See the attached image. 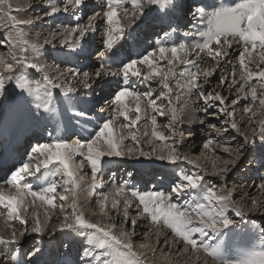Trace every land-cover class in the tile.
Returning <instances> with one entry per match:
<instances>
[{"label":"rangeland","instance_id":"rangeland-1","mask_svg":"<svg viewBox=\"0 0 264 264\" xmlns=\"http://www.w3.org/2000/svg\"><path fill=\"white\" fill-rule=\"evenodd\" d=\"M123 1L124 0H122L123 8L119 12V15H120L119 19H120V17H123L122 19H124V20L120 19V26L126 28L129 20L124 18L125 17L124 13L127 10L126 11L127 17L131 18V17H133V16H131V14L134 13L135 9L131 6H127L129 3L125 4ZM238 1L236 0V2H238ZM65 2L69 3L68 0H21L12 6L11 0H0V39H3L5 36H9V33H12L14 35L17 31H20V30L23 31L24 35L22 37H19L18 41H27L26 38L28 37L27 39H29V40L36 39V42L38 41L37 43L43 44V41L45 39L49 38V40L52 41V44H50L49 47L52 48L51 45H55V47L53 49H50L51 51L45 50L42 53L44 56V59H45V66H46L44 68V70L47 71V69H46L47 67H49V69H51V71L53 69H58L60 71V72L58 71L59 73H63L62 76L60 75L61 79L63 80L61 82L62 85H66L68 81H71V83H73L74 86H76L78 88V91L76 93L69 94L68 96H65L61 92H59V89L54 90L55 96H54V100H52L50 108L52 109L55 105L60 103L61 105H63V108L67 110L70 106H72L74 104L73 115L68 116L64 122L68 123L69 121H72L75 123H79V121H83L82 117L80 115H78V113H80V105H81L79 101H86L88 99L89 108L86 107V105H83L82 113L85 114L84 116L86 118H90L94 115L93 119L97 120L98 123H102V120H106V119H109V118L117 115L112 110L114 107V105L112 104V98H113L114 93L120 89L117 86H115V83H118L117 80H122V78L109 76V77H107V79L106 78L96 79V77L93 75L92 80H91V85H92L91 88L85 90L83 88V86L78 84L79 80H83L82 74L80 76L73 77L71 72H70V69L78 70L79 72H82V71L93 72V70H95V66H96L98 60L100 61V58L98 59L99 56L96 55L95 53L102 47V44L100 42L101 39H99V38H102L104 36L103 34L106 32V29L108 27L106 24V21L102 17H97L95 19H91V23L94 25V28L84 38V44H85L87 53H91L90 55H87V54L78 55L75 53H72V54L68 53L67 54L66 50L64 51V50L60 49L61 48L60 41L64 39L65 32H67V27L69 25H74V24L81 22V21L84 24L89 23V20L92 17V14L94 12H101L102 8L104 7V4H103L102 0H86L87 5L83 8V12L80 13L81 20H77L75 18L76 13L71 8L69 9V12L67 11V13H66L67 16L65 17V14H64V11L62 8V6L64 4H66ZM238 3H240V2H238ZM53 5L60 6L62 14L60 12H58L59 13L58 18L52 20V18L58 13H56L54 16H45L43 14L45 12H47ZM188 5H190V3H188V1H185V0H182L181 4L179 2L178 3V10H180L179 13L185 12L184 10L187 9ZM228 6H234V5L229 4ZM7 7L10 8L9 11L6 10ZM150 7L151 6H146L145 8L149 9ZM189 10H191V9H189ZM70 11H72V12H70ZM84 11L86 13H84ZM152 12L154 14L153 16H157V17H159L158 13H160V14L164 13L160 9L153 7V6H152ZM5 13H7V15H5ZM167 13H169V12H167ZM172 13H173V15H175L176 11H172ZM9 16H15L19 20H24V19L29 20L30 19L32 22L30 24L20 25L19 29H13L11 27ZM153 16H151L149 12H148V15H146L144 17H143V15L138 14L139 19L145 18V22H147V24H145V25H149L148 27H145V33L152 32V35L150 33H148L149 36L151 35L150 38L147 39L148 42H149V40L152 41V39L156 38V36L159 35L158 31H153L154 28L152 27V25L155 24V23H153ZM22 17H24V18H22ZM99 18H100L99 21H101L100 24L98 21ZM166 18H167V15L165 17L163 16L161 18V21H162V19H166ZM196 20H198L199 22L198 21L194 22L195 21L194 20L191 23L192 26H195L196 23H197V26H199V24H201L199 17H197ZM139 21H141V20H139ZM135 23H134V25L127 27L128 31H125V33L127 32V36L125 37V34H124V38L122 40L117 41V47L119 45H121V48L127 49V50L132 52V51H135V50H133V49H135V48H133V45H136V51H137L138 55L141 54L140 56H142L143 53H145V52H146V54H148V53H151L152 51H155V56H156L155 58L158 59L160 56H159L157 44H154V46H153V44L151 42L148 43V42L144 41V39H140V37H137L139 35H142V32L141 33L134 32L135 29H137V27H135ZM28 27H30V29ZM163 28H165L164 32L167 31L166 29H169V32L171 34V32H173L172 29H175L176 33H178L177 27H163ZM159 30L162 31L163 29L160 28ZM198 31L199 30H196V31L195 30H193V31L189 30V31H187L188 33L186 36H184V35L177 36L176 42H174L177 45H180V44L185 45V47L188 49V53H189L187 56V59L190 61H193L194 62L193 64L185 65L184 63H181L179 60H176L173 62V64L169 65V63L167 62L168 59L166 61V59H162L161 57L160 58L162 60H164V62L158 63L159 65H162L164 72H167L169 70V68H171L173 73H174V75L169 78L170 80H168V83H169L170 88H171V93L169 94V93L165 92V95H166V97H168L172 100V104L178 110L177 114H176V119L174 121L172 120V117H171L172 113L170 111H167L166 115H163L164 118H159L160 115L158 113L152 112L151 109L148 108V103H147L148 98H145L141 102V108H142L141 116H145V117L140 120V122L136 125L135 128H132V129H129L127 127L123 128L122 126L127 124L128 122L124 121L122 117H118L113 124V132L115 133V135H117L118 137H120L122 139L123 142L120 145V150L125 152V155L123 157L119 158L121 160H119V159L115 160L114 158L113 159L111 158V160H109L108 158L104 157L102 162H101V165H100L101 167L97 173V176L99 175L98 177H100V178L102 176L108 177L110 174H112L111 172L114 171V169L116 167L120 168V166H118L120 164H122V166L128 165L130 170H132V173L134 172V170L138 171L139 169H146V170H143V172L138 171L140 176L138 175L139 179H138L137 184L135 185V187L136 186L138 187V189H137V187L135 188L136 192H138V193H145V192H149V191H160V192H162L163 191L162 188L160 190L150 189L149 187H147V185L150 186V185H154V182L156 183V179L159 176H161L159 173L161 168H164V167H161L162 165H160V164H165V167L171 169L170 175L173 177L180 176V174L182 177L184 175H192L194 173H199L201 176H203V181L201 182V186H200L201 192H202V190L212 188L215 186L216 191L219 193V192H222L224 190L220 187L221 185H223L231 193L230 198L234 202V205L237 207H240L242 209L244 215H243V218L237 217L235 215V213L232 211V208L229 207L226 214L228 215L229 219L233 220V223L227 229H224V230H222V232H220L222 235L220 233H218V234H215V238H213L211 233H210L207 240L210 243H212L214 245V247L222 246V242L227 244L228 246L226 248H225V245L223 244L225 250L224 249L221 251L218 250V255H220L219 257L222 261V264H225L224 262H226V261H227L226 263H228V264H230V263L235 264V261L242 259L244 254L246 252L250 251V249L255 250V246H257L258 244L261 243L264 246V235H262L259 231H257L258 226H264V202H262V200H261L260 210L257 211L256 209L251 208V199H250V197L253 196V198H254V197L258 196V194L260 196L264 197V194L261 192V190L258 187L261 183H264V159H261V157H258V156H261L264 154V149H263L264 144L261 143V141L259 140V137L257 136V137H255V138H257V147L255 149H252L250 146H246L244 144V139H243L245 135H247L249 137V139L254 138L253 133H252L253 128H255L257 130V133H259L261 128H264V108H262L259 105V99L264 98V89L259 87V80L254 78L252 81H250V83L248 85L244 86L243 92L239 91L240 86L244 84V81L242 79H240V77L246 76L248 71L256 73V72L260 71L261 69H264V66L261 64L258 65L259 57L257 55L259 53V49H257V51L253 53V56L255 57V59L251 60V61H253V63L255 65H250L249 61L246 60L245 63L247 62L246 64L248 65V68H247V70L242 69L241 65H240V60H239V53L241 51H243V46H241V44L234 45L231 48L232 52L230 53L229 56H227V55H225V53H227L229 51V48H228V50H226L227 45H223V42L221 41L222 42L221 44L223 45V47H220V50L223 48L222 54H224V59L221 58V56H220L214 60L208 55L206 50L200 51L197 48L193 51L192 49L197 44L196 43L197 40L199 41V43L201 42V38L197 35ZM53 33H55V35H52ZM37 34L39 35L40 40L37 39V36L33 37ZM148 34H146V35H148ZM41 35H42V37H41ZM194 36H197L198 39L197 38L190 39L191 37H194ZM162 37H163V35H162ZM9 38L11 39V37H9ZM72 39L74 41L75 37H72ZM27 43H28V41H27ZM22 45L23 44L17 42V51L19 50V48ZM168 45H172V44L170 43ZM149 46H151V48ZM23 47H26V46L23 45ZM115 47H116V45H115ZM212 47H213V49H216L218 46L213 45ZM11 50H12L11 45L8 43H5L3 46H0V56H4L5 58H8L10 61V55L9 54H10ZM239 50H241V51L238 52ZM16 54L18 56L17 52H16ZM45 54H46V56H45ZM110 54L112 55L113 52L109 53V55ZM133 54L135 55L136 53H133ZM234 54H236V56L232 58V55H234ZM63 55H64V57H63ZM181 55H183V54L181 53ZM19 56H20V54H19ZM134 58H135V56H134ZM150 58H152V57H150ZM168 58L169 59L171 58L170 53L168 54ZM199 59H201L200 60L201 62L199 61ZM154 60H156V59H154ZM216 60H219L220 63L217 64ZM85 61H87L88 64H91V66L84 65V63H81V62H85ZM79 62L81 63V65L79 64ZM157 62H159V60H156V63ZM179 66H181V67H179ZM196 66L199 67V70L201 73L197 82L199 85H202V87L193 90V92L191 94H189L188 89H186L184 86L188 85L189 74H190V72L196 70ZM137 67L144 74H147V72L149 71L147 65H138ZM30 70H31V73H30ZM30 70H28V68L26 66L17 65L15 67L12 75L16 76L17 78L23 77V78L28 79L29 81H32V82L34 80H35V82L38 81L39 84H41V87L46 88L47 86L44 85L45 82H43L42 73H40V72L36 73V71L34 72V70H32V69H30ZM205 70H209V71L214 70V74L208 78L209 83L206 85L203 83L205 78L203 77V74H202L203 71H205ZM64 73H66V75ZM53 74H50V75L48 74V75L50 77L53 76L52 78H54L55 73H53ZM0 75H8V74L4 73L3 70L0 69ZM233 75H234V77H233ZM222 77L225 78V82L223 84L220 83V79ZM64 78H67V79H64ZM157 79H158V81H160V77H157ZM174 79H175V81H174ZM233 79L235 80V83H232ZM135 80L138 81L136 83V86L138 88L135 90L137 92L143 93V92H147V91H149V89H151L154 93L153 99H156V97L159 95V93L161 91H165L162 89L160 82H153V80L144 81L142 78L141 79L131 78L129 81L133 82ZM144 84H146V86H144ZM118 85H119V87H120V85L123 86L124 82H120ZM36 86H37V84H36ZM36 86H35V88H36ZM253 86H255L257 89V97H258V99L255 103L252 102L251 94H250L251 87H253ZM199 91H203L206 94L209 92L220 94L224 98L225 104L217 107L215 105H218L219 102L209 100V104H213L214 106L211 108H208V111L205 112V111H203V108H205L206 105L204 104L202 99H200L198 97ZM107 93H108V95H107ZM6 94L9 96L10 100L11 99L17 100V98H19L17 96L16 90L12 84L7 85ZM14 94H15V96H13ZM41 94H43V91H41ZM245 94H247V99H245ZM168 98H165L163 100L157 99L156 102L158 104H161V102H162V104L165 106V109L167 110V108H169ZM100 99H101V102H100ZM233 99L237 100L238 102L236 104H232L231 101ZM96 101H97V103H100V109H101V113L98 117L95 114H91V112L93 110L94 111L96 110V105L94 104ZM125 101L129 107H132V108L135 107V102L133 100H131L130 98H126ZM3 103L4 104H2V105L0 104V118L2 117V115L7 114L8 118L19 122V119L25 120V118H23L22 115H24V116L27 115L28 117H26V119L29 118L33 122L31 124L26 122L23 126H21L18 129V132H17L18 139H16V138H13V139L6 138L5 139V138H2L0 136L2 138V139L0 138V144H3L5 142L8 146H10V148H12L11 151H14L17 149V147H15L14 144L16 143V141L17 142L20 141V143H21L20 146H22V145L26 146V148L24 150V154H25L24 156L29 157V155H31V147L33 146V143L35 140L34 136H36L39 133V132L36 133L35 131H40V127H39L40 121L49 120V118H51V113H50V111H47L45 114L39 113L38 115H35L34 109L32 107H30L28 103L18 102L16 105H13L12 107L8 106L7 100H5ZM184 103H186V104H184ZM133 104H134V106H133ZM17 105L19 106V108ZM247 106H251V108H252L251 113L245 112V108ZM24 108H25V110H24ZM222 108L226 109L227 112H232L233 116L228 117L225 113H222L221 112ZM21 110L25 113H23ZM184 111H185V113H184ZM188 113H189V115H188ZM252 113H255V115H253ZM96 114H98V113H96ZM183 114L185 115L184 116L185 118L183 117ZM259 114H260V116H259ZM134 115H135V113L130 114V116H132V117ZM181 115H182V118H180ZM152 116L157 117V121H158L157 131L163 132L164 135L166 137H168V139L166 141L161 142V141H158L152 137V135H151L152 126H151V122H149V121H151L150 119ZM189 116H191V118ZM177 118H178V121H177ZM201 119L204 120L203 124L200 123ZM225 119L229 120L228 124L223 123V121ZM147 120H148V122H147ZM181 120L185 121L186 123L188 120H190L191 122H193L195 127L194 126L189 127L187 125L180 126V123H182ZM233 121L235 123H237V125L241 128V132L238 133L231 128V122H233ZM51 122H52V119H51ZM177 123H178V125L176 126ZM84 124L89 126V127L94 128L96 130L100 126V124H95L94 126H90V125H88V121H84ZM210 124H215L216 128L214 129L212 127H209ZM163 125H169L170 128H172V126H173V128L175 129L174 135L172 133H170L168 131V129L165 128ZM70 126H71V124H70ZM49 127H51L50 122H48V124L46 125V128L44 125L45 129H43V130H47ZM118 127H121V129H119ZM81 128L84 130L83 134H85V136H82V138L84 140H89L90 138H92L94 136L92 131L84 129L83 126ZM189 128H194V129H189ZM225 128L226 129L229 128V130L224 131L223 129H225ZM21 131L24 132L25 134L22 135ZM145 132H147V136L144 134ZM133 133L137 134L136 141L138 143L134 142L132 140V134ZM49 134H51V133L49 132L47 135H49ZM194 136H196L194 139H190ZM26 137H29L27 142L21 141L23 138L25 139ZM43 137L45 139L46 135H43ZM63 137H65V138H63L61 140L65 141L67 143H74L78 139L77 131H75V129H73V128L72 129L70 128V130L66 129L63 131ZM36 138H37V136H36ZM127 138H128L129 142L128 141L124 142V140ZM237 139H239V140L237 141ZM209 140H211L212 143H207ZM54 142H55V136L54 135H50V137L46 141L42 140V144L54 143ZM206 143H207V147H205ZM164 144H167L169 146V148L175 147L177 150L176 155L181 157V159H179L175 164L169 163L166 160H160L157 158V155L160 154L161 148L163 147ZM129 147H131L134 150V153L131 156H129L127 154V151H126ZM204 148H205V150H204ZM153 149H155V152L152 151ZM104 150H106V149H104ZM141 150H143L145 152H149L151 155L149 157L140 156L139 152ZM259 150H260V152H259ZM168 151H169V149H165L164 155H167ZM27 152H28V154H27ZM14 153H17L18 155H20L21 150L19 149V147H18V151L16 150V151H14ZM183 154H185V155L183 156ZM185 156L188 158V160L183 159ZM20 157H23V156H20ZM20 157L19 156L16 157L14 154V156L9 161H7L5 163V165H3L2 169L0 170L1 171V173H0L1 178L5 175V171H7L8 174H11V172L13 173L14 171H16L18 169L17 167L16 168L13 167L12 164L15 166L20 164L18 162ZM74 157L75 156H73V158ZM237 157H239V158L237 159ZM42 158L44 159V157L35 158L37 160L32 161V166H35L38 163V161L42 162L43 161ZM73 158H72V165L71 166L75 169H78V171L76 172V177L78 180V186L74 189V191L77 193V195H81V196H77L78 203L81 204L82 206H85L88 211H90L92 214H94L96 216V222L95 223L101 224L103 226L113 225L111 230L114 234H119L121 232H127L133 241L134 251L137 252L139 257H141L143 254H146V253L149 254L150 256H152L151 258L154 260H151V263L148 262L149 264H153L154 261L160 260L161 258L166 260L167 262L169 260H171V262H174V264H183V262H185V261L186 262L190 261V264H205L207 262V261H203V262L199 263L198 260L199 259L201 260L205 257V254L200 252V248L197 251H193L189 245H186L180 238H178L176 235H174L172 233L171 229L164 226L162 224V222L157 223L155 225L153 223L150 224L148 222L149 216L147 214L143 213L140 203L138 201H136V199L133 197H128L129 198V204L128 203L127 204L129 205V207H128L129 216H128V222H124V216H123L124 209L119 208V204H118L119 210L117 209V211L115 212V209H113L111 207V205L108 203V201L105 202V200H104L105 197H103V196H105V194L108 193L107 191L100 192V190L97 191L93 187H89V189H91V190L87 191L88 186H90L92 184V183L90 184V179L92 177L91 166L88 165L87 161L85 163L84 162L81 163V161H83V159H81V156L78 158L76 157L78 160H75V158L74 159ZM82 158H84V157L82 156ZM113 160H115V161H113ZM225 160H236V163L233 166H232V164H230V165L227 164L226 174L217 175L216 173L219 171V169L221 167L222 168L224 167V169H225V166H222L225 164L224 163ZM254 160H257L256 163L258 164V166L256 164V167H251V164L253 163ZM36 161H37V163H36ZM188 161H193L196 166L194 167L193 164H189ZM127 162H132L134 164L137 163V165H140V166L138 168L135 166L137 168L136 169L132 165V163L127 164ZM105 163L106 164L108 163V165L106 167H104ZM78 165L79 166L81 165L83 168L85 167L84 170L79 169ZM130 165H132L133 167L131 168ZM57 166L62 169V166H60L58 164L55 165L54 168H56ZM133 168H135V169L133 170ZM155 169H157V170L155 171ZM206 169H208V170H206ZM125 170L126 169H123L121 171V174H120L118 180H116V182L115 181H109L108 186L110 185L109 186L110 189H111V186L115 187L116 184L121 185V184H123V182H125V180H123V178L126 175L124 174L123 176H121L122 172H125ZM153 173H154V176H153ZM8 174H6L7 178L9 177ZM127 174L128 175L126 176V178H129V173H127ZM146 176H148V177L153 176L152 178H150L148 180L149 182H151L150 184H147L149 182H146L144 180V179H146ZM6 177H4V178H6ZM62 177H63V180H61V181L64 184V187L62 189L58 188L57 192L54 194L56 197V200H57L56 208L58 209L59 213L68 216V220H67L68 223H73L75 217L72 214V208L70 205V204H72L73 193H72V191H68L67 193H65V187L71 188L72 186L66 185V183H65V181L67 179L66 176L62 175ZM79 177H83V179H79ZM31 180H28V182H26L24 184H31V186L37 185L33 189L39 191L41 189V187H40L41 183H37L36 178H33ZM48 184H51V183H48ZM0 185H2L4 187L6 192H13V193L15 192V190L12 189L9 185H5L1 181H0ZM56 185L58 186L57 183H56ZM141 186H143L145 188H141ZM201 192H200V189L189 190V192L184 193L185 194L184 196L189 198V199L185 198V200L190 202L191 199L193 198V195H195L196 193L201 194ZM190 193H191V195H189ZM249 193L250 194L252 193V194L249 196ZM64 194H66L68 196V199L66 201L61 202L60 199H57L61 195H64ZM100 196H101V199H98ZM246 196H248V198H245V200H244V197H246ZM106 197L110 198L111 194L109 193ZM173 199L175 200L176 197L173 196ZM132 200H134V201H132ZM179 201H180V203H183V201L181 199H179ZM25 202L28 206L30 204V210H28V211L26 210V212H29L28 214L26 213L27 215H29V217H30V214L36 212L37 210H41V209H39V208H41V206L38 204V202H40V201H35V203H33L32 198L28 197ZM32 203L36 208L31 207ZM61 204H63V210H61V207H60ZM102 204H104L103 208H102ZM109 210H111V211L109 212ZM23 212L24 211H21V215L25 214V213L23 214ZM98 213L102 214L103 216H98ZM20 217L21 216H19V218ZM121 218H123V219H121ZM15 220L17 221V219L11 218L9 216L6 209L0 208V234L5 232V230H7V228L9 226H13V227H9V229H8V232L11 233V238H12V233L14 231L16 232V243H14V244L11 243L12 250L9 249V247H10L9 244L4 243L7 246L3 244V248H5V250H7L9 252L11 251L12 256H14L15 254H16L15 256H19L18 250H19V248L20 249L22 248L21 243H24V241L28 240V238L32 235V240L29 242L28 245H25V249H22V254L20 253L21 259L23 260L24 263L31 264V262L33 260V259L31 260V257L34 255L33 254L34 248L39 247L41 249L39 254L45 256L47 254L51 255V252L53 255L54 249L55 250L56 249L61 250V247H63V245H61L60 243H53V242L51 243L53 233L57 230L58 231L56 233L61 232L60 226L64 220V217L62 215H60V217H59V215H57L51 223L50 222L48 223L47 220L45 221L44 217L43 218L41 217L40 218V220L42 221V223H40L41 226L42 225H48V229L43 234L41 233L42 235H40V234L37 235V233L34 234V232L32 231V228H31L32 224H30V226L25 227L26 226L25 224L22 225V224H20V221H17L16 222L17 226H16L15 222H14ZM34 220H36V219L34 218ZM133 220L136 221V225H138V226H136V225L132 226L131 225V221H133ZM193 220H194V217H193ZM44 221L46 222V224H44L45 223ZM150 221H151V219H150ZM198 222L193 221V224L198 225L199 224ZM20 226H22V227H20ZM140 226H142L144 228L142 229V227H141V229H140L139 228ZM158 226H160V227L157 228ZM58 227H60V228H58ZM12 228H13V230H12ZM25 229H26L25 235L21 236L20 232L22 230H25ZM138 229H140V230L138 231ZM158 230H160V231H158ZM89 231H90L89 229L84 230L83 228H78L74 231L75 235H72V233H71L72 231L65 230L62 234V237L65 239L66 238L69 239L70 236H72V237H75V239H76V237L77 238L80 237V234L82 232H83V234L91 235L93 230H91L90 232ZM151 231H152V233H151ZM235 231L241 232L243 234L247 231V232H251L255 235L254 236V240H255L254 243L250 244L246 249L240 250V252H242V253H241V257L239 259L238 258L235 259V257H233V256H226L224 253L226 250H229L232 248L234 251V246L237 243H235V242L231 243V241L234 240L233 238H236V237L239 238V236H235L236 235ZM157 233H160L158 235L159 237L157 236ZM153 234H155L156 237H154ZM22 237H25L24 240H22L18 244V241L20 239H22ZM193 238L194 239L196 238V240H198V239L201 240L198 233L195 234ZM73 241H75V240H72L71 243ZM65 244H67L66 240H65ZM180 244H182V245H180ZM197 244L199 245L200 242H198ZM142 245H144L145 247H142ZM242 245H243V243H242ZM68 246H70V245H68ZM147 247H149V248H147ZM46 248L47 249L49 248L50 250H47ZM180 249H183V251H180ZM69 250L70 251L67 250L68 251L67 254L70 252V256H71L73 254V250H72V248H69ZM202 251L205 252L204 250H202ZM237 251H239V250H237ZM3 254H4V251H0V264H5V262L8 260L7 256H4ZM221 255L223 258L221 257ZM176 256L178 257V259H176ZM201 256H202V258H201ZM29 260H31V261H29ZM211 262L220 264L219 261L213 259L212 257H211ZM168 263H170V262H168Z\"/></svg>","mask_w":264,"mask_h":264},{"label":"snow or ice","instance_id":"snow-or-ice-1","mask_svg":"<svg viewBox=\"0 0 264 264\" xmlns=\"http://www.w3.org/2000/svg\"><path fill=\"white\" fill-rule=\"evenodd\" d=\"M104 7L101 12H94L89 20V23L84 24L82 21L74 25H69L67 27L68 37L60 41L61 48L67 45V48L71 51L67 52L69 54L75 53L78 55L88 54L87 53L84 38L91 32L94 25L91 23V19L97 17H102L107 24V29L105 32V39L102 41V47L95 53L100 56V61L97 62L94 72L83 71L82 73L78 70L70 69L73 77L80 76L82 74L83 80H79L78 84L83 86L85 90L91 88V80L93 75L96 79H104L109 76L122 78L125 84L131 78L143 79L144 81L154 80L160 77V85L163 90L159 93L156 99H153V91L149 89L147 92H137L134 88L122 87L117 90L112 98L113 112L117 115L109 119L102 120V123L96 130L94 136L89 140H84L83 138H78L74 144H69L63 140H56L54 143H44L37 144L33 147L32 155H29L27 162H25L21 167L11 174V178L6 180L4 184L9 185L15 192H6L4 187L0 185V208L6 209L9 216L15 219H19L21 210H25L24 205L28 197L32 198L33 203L35 201H40L42 206H47L49 209L56 207L55 204V193L57 192V186L54 183L40 189L39 191L34 190L31 184H24L22 181L28 176H35L38 180L41 176L37 175L41 171V167L48 169L53 164H58L62 166V173L67 177L65 183L66 185H71V188L66 187L65 193L72 191V214L75 219L73 223H68V216H64L65 223L61 226L60 231L70 230L75 231L78 228L93 230L92 234L88 237V245L83 250L82 258L91 257L93 259H99L100 257H108L102 262V264H143L139 255L133 248V241L127 232H121L119 234H114L112 232L113 225L103 226L98 223L89 222L83 216L82 212L77 211V193L74 189L78 186V180L76 177V172L78 169L73 168L72 158L75 155H82L84 160L88 162L91 166V175L93 180H95L97 173L100 169L101 162L104 157H117L121 158L125 155V152L120 150V145L122 144V139L114 134L113 124L118 117H122L124 121L128 123L123 125L129 129L135 128L136 125L142 119L141 116V102L148 98V108L152 112L158 113L160 116L166 115L167 111L172 113V120L176 119L177 108L172 104V100L166 97L165 92L171 93V88L168 83L170 77L174 75L171 68L167 72L163 71L162 65L155 62V51L145 54L139 59H129L127 61H120L118 56L109 57V53L113 52L114 46L117 44L118 40L124 38L125 29L120 26L119 12L123 7L122 0H102ZM132 7L136 10L133 14L134 16L139 14L143 15V9L146 6H153L160 9L162 12L167 13V11L175 6L176 0H131ZM86 0H69L62 6L63 11L67 12L71 8L75 13V18L81 20L80 13L86 6ZM61 11L60 6L53 5L47 12L43 15L54 16L56 13ZM7 15V13H5ZM193 15H197L205 24L206 27L202 28L197 32V35L201 38V42L197 43L192 49H199L200 51H207L208 55L212 59H216L221 56L220 47L227 45L229 49L233 47L232 41L235 40L237 43L242 44L243 51L239 53V60L242 69L247 70L248 65L245 63L246 60L255 59L253 53L259 49V61L264 64V0H242V2L237 3L235 6H226L223 4L222 0L218 6H213L210 10H205L204 7L197 8L193 11ZM125 19H128L127 13L125 11ZM11 27L13 29H19L22 24H30L32 21L29 20H19L15 16H9ZM134 23V20H130V25ZM174 32L175 29H172ZM24 35L23 31H17L14 35L9 33V36H5L0 39V46L5 43L11 45L10 61L4 56H0V69L8 75H0V103L5 100L8 101V106L12 107L18 102H27L30 107L34 109V114L38 115L41 111L47 112L52 103L54 90L59 89L61 93L65 96L69 94H74L78 91L76 86H73L71 81L66 85H62L59 81V77L53 79L47 73L43 75V80L47 84V88L43 90L41 94V89L39 82L37 81V86L33 89L31 82L23 77L17 78L12 75L14 69L17 65L26 66L29 69L35 70L36 72H43V66L36 61V57L41 54L45 45L52 44V41L45 39L43 44L33 43L30 45L31 53L33 58L28 59L24 53L28 52V48L21 46L19 51L20 56H17V42L21 44H26L27 41H18L19 37ZM52 35H55L53 33ZM169 35L168 32L164 33L165 38ZM11 37V39L9 38ZM71 37H75V40H71ZM231 38V39H229ZM223 41V45L221 44ZM159 56L162 59H168L169 65L173 64L174 61L179 60L181 63L186 65H191L194 62L187 59L188 49L185 45L172 44L168 45L160 40L156 41ZM213 45H217L216 49H213ZM55 47V45H52ZM171 54V58H168L167 54ZM181 53L183 55H181ZM227 53H225L226 55ZM152 57V58H150ZM219 64L220 61L216 60ZM138 65H147L149 71L147 74L142 73L138 69ZM154 69V70H153ZM203 77L205 78L203 83L206 85L209 83L208 78L214 74V70L203 71ZM59 75H63L60 73ZM201 73L199 67L196 70L190 72L188 81V92L191 94L193 90L201 88L202 85L197 83ZM254 78L259 80V87L264 89V69L253 73L251 71L247 72L246 76H241L240 79L244 81V84L240 86L239 91H244V86L248 85L250 81ZM225 78L220 79V83H224ZM232 83H235L233 79ZM12 84L16 90L17 96L20 98L19 101L16 99H9L6 95L7 85ZM251 99L255 103L258 99L257 89L255 86L251 87ZM198 97L203 100L206 105L203 111L207 112L208 108L213 107V104H209V100L219 102L218 105L225 104V100L220 94L216 93H205L203 91L198 92ZM34 98V99H33ZM126 98H130L135 102V107H129L125 102ZM168 98L169 108L166 110L165 106L161 103L158 104L157 99L163 100ZM178 99V98H177ZM245 99H247V94H245ZM238 101L233 99L232 104H236ZM259 105L264 108V98L259 99ZM222 113H225L228 117H232V112H227L226 109H221ZM245 112H252L251 106L245 108ZM130 113H135L134 118L130 116ZM255 115V113H252ZM81 117L85 114L78 113ZM200 123L203 124L204 120L201 119ZM223 123L228 124L229 120L225 119ZM152 132L151 135L154 139L164 142L168 139L163 132L157 131L158 121L156 116L151 117ZM170 133L174 135L175 129L170 128L168 125H164ZM209 127L216 128L215 124H210ZM231 128L236 132H241V128L234 121L231 122ZM227 131L228 129H223ZM253 139H249L247 135L244 136V144L250 146L252 149L257 147V141L255 137H259V140L264 144V128H261L259 133L255 128L252 129ZM147 135V132L144 133ZM132 140L136 141L135 133L132 134ZM98 142L106 149L104 151L98 150ZM138 143V142H137ZM207 143H212L209 140ZM207 143L205 147H207ZM165 149H169L168 154L164 155ZM227 150V149H226ZM155 152V149L152 150ZM176 148L170 147L164 144L161 148L160 154L157 158L160 160H166L169 163L175 164L181 157L176 155ZM134 150L129 147L127 149V154L131 156ZM140 156L149 157L151 154L141 150L139 152ZM45 157L42 164L37 163L35 168L32 167V161L34 158ZM239 157H237L238 159ZM183 159L187 160V157ZM83 163V161H81ZM189 164H193V161H188ZM227 164H235L236 160H225ZM227 169H221L217 172V175L226 174ZM61 174V169L58 168L56 175ZM83 179V177H79ZM203 181V176L199 173H194L192 175H184L181 177V181L174 183L170 192H160V191H149L145 193H138L133 191L132 195L138 197L140 205H142L143 213L147 214L152 223L155 225L162 222V224L173 231V233L180 238L186 245H189L193 251H197L202 247L208 256L217 260L222 264V261L218 255L217 247H214L207 239L211 233L212 237L215 238V234L222 232V230L227 229L233 220L228 218L227 210L229 207L237 217L243 218V211L240 207L234 205L231 200V193L223 186L220 187L224 189L222 192H217L215 186L203 190V194L200 195L196 193L193 195L191 202L184 201L183 203L178 202L179 197L184 195L185 191L196 190L200 188L201 182ZM259 189L264 193V183H261ZM124 191L123 186L117 187V195ZM173 196L176 199H173ZM60 201H66L68 196L66 194L59 197ZM105 196L104 200L107 201ZM251 208L260 210L261 202L257 198L250 197ZM117 200H113L111 207L115 209L118 205ZM61 210H63V204L60 205ZM104 204H102V208ZM129 205L125 202L124 205V222H128L129 213L127 208ZM193 217L198 221V225L193 224ZM26 221L20 219V224H25ZM131 225L135 226L136 221H131ZM32 231L37 234H41L43 229L41 227L39 219L36 220L35 226ZM257 231L264 235V226H258ZM26 232L22 230L20 232L21 236H24ZM199 234L201 242L198 245L197 240L194 239L195 234ZM16 243V232L12 233L11 241L0 240V243ZM142 247H145L142 245ZM41 249L39 247L33 249V254H39ZM183 251V249H180ZM13 264H17L15 256H9ZM235 264H264V250H251L244 254L243 258L235 261Z\"/></svg>","mask_w":264,"mask_h":264},{"label":"bare ground","instance_id":"bare-ground-1","mask_svg":"<svg viewBox=\"0 0 264 264\" xmlns=\"http://www.w3.org/2000/svg\"><path fill=\"white\" fill-rule=\"evenodd\" d=\"M18 1H21V0H11V5L13 6V5H15ZM181 1L182 0H176V3H175V6L174 7H172L170 10H168L167 12H169V13H162V14H160V13H158V16L159 17H157V16H153L154 14H153V12H152V6L149 8V9H146V8H144L143 9V17L144 16H146V15H148V12L150 13V15L151 16H153V23H155L154 25H152V27L154 28V30L153 31H158L159 32V35L158 36H156V38H154V39H152V41H150L149 40V42H148V38H150V36L152 35V32H148V33H150L151 35L149 36V34L148 33H145V27H148L149 25H145V24H147V22H145V18L144 19H139V17H138V14L137 15H133L136 11L134 10V13H132L131 14V16H133V17H128V19L127 20H129V22L127 23L128 25H127V27H129V26H132V25H134V23H135V27H137V29H135V31L134 32H137V33H141L142 32V35H139V36H137V37H140V39H144V41H146V42H148V43H152L153 44V46H154V44H156V41L157 40H160L161 42H163V43H165V44H176V43H174V42H176V37L177 36H180V35H184V36H186L187 35V31H189V30H201L202 28H204V27H206V24L200 19V21H201V24H199V26H197V23H196V25L195 26H192V22L194 21V22H197L198 20H196L197 19V15H193V11L195 10V9H197V8H200V7H204L205 8V10H210L213 6H218L220 3H221V0H185V1H188V3H190V5H188L187 6V9H185L184 11L185 12H180L179 13V11L180 10H178V3L180 2V4H181ZM238 1V0H237ZM68 2H69V0H68ZM125 4H127V3H129L127 6H131L132 7V2H131V0H124L123 1ZM222 2H223V4L224 5H226V6H228L229 4H232V5H236L238 2H242V0H239L238 2H236V0H222ZM66 3V2H65ZM236 3V4H235ZM123 8V7H122ZM189 9H191V10H189ZM6 10H10V8L9 7H7L6 8ZM127 11V10H126ZM172 11H176V14L175 15H173V13H172ZM69 12V11H68ZM70 12H72V11H70ZM83 12V11H82ZM60 13H61V11H60ZM67 12H64V14H65V17L67 16V14H66ZM84 13H86L85 11H84ZM62 14V13H61ZM130 14V13H129ZM123 15V14H122ZM124 15H125V13H124ZM167 15V18L166 19H162V21H161V18L164 16H166ZM58 16H59V13L58 14H56L53 18H52V20L53 19H57L58 18ZM120 16V15H119ZM174 16V17H173ZM22 18H24V17H22ZM62 18V17H61ZM123 17H120V19H122ZM125 18V17H124ZM21 19V18H20ZM64 19V18H63ZM71 19V18H70ZM25 20V19H24ZM100 20V18L98 19V21ZM122 20H124V19H122ZM130 20H134L135 22L134 23H132L131 25H130ZM139 20H141V21H139ZM126 21V20H125ZM5 22V21H4ZM95 22V21H94ZM149 22V21H148ZM161 22V23H160ZM199 22V21H198ZM97 23V22H96ZM101 23V21H99V24ZM149 24V23H148ZM168 25V26H167ZM144 26V27H143ZM127 27L126 28H124L125 29V31H128L127 30ZM163 27H177V32L178 33H176V30L174 31V32H171V34H170V32H169V29H166L167 31L166 32H168L169 33V35H168V37L167 38H165V36H164V30H165V28H163ZM196 27V28H195ZM27 28V27H26ZM29 29H30V27H28ZM132 28V27H131ZM160 28H162L163 30L162 31H160L159 29ZM195 28V29H194ZM158 29V30H157ZM27 31V30H26ZM29 31V30H28ZM32 32V31H31ZM164 32V33H163ZM94 33V32H93ZM146 34H148V35H146ZM190 34V33H189ZM104 36L102 37V38H99V39H101V44H102V41L104 40V38H106L105 37V33L103 34ZM162 35H163V37H162ZM173 35V36H172ZM195 35V34H194ZM37 36V39L38 40H40V37H39V35L37 34V35H35V36H33V37H36ZM65 37H64V39L65 38H67L68 37V32H65V35H64ZM127 36V32L125 33V37ZM41 37H42V35H41ZM28 38V37H27ZM26 38V40L28 41V43L27 44H23L24 46H26L25 48H28V52H26V53H24L25 54V56L28 58V59H32L33 58V56H32V53H31V48H30V45L31 44H33V43H37L36 42V39H32V40H29V39H27ZM58 38V37H57ZM193 38H197L198 39V37L197 36H194V37H191L190 39H193ZM49 39V38H48ZM71 40H73L72 39V37L70 38ZM229 39H231V38H229ZM40 42V41H39ZM194 42V41H193ZM223 42V41H222ZM221 42V43H222ZM196 43H199V41L197 40V42ZM232 43H233V46L234 45H239L240 43H237V41H235V40H233L232 41ZM38 44H41V43H38ZM22 45V46H23ZM177 45V44H176ZM52 46V45H51ZM241 46H242V44H241ZM150 48H151V46H149ZM148 47V48H149ZM226 47V46H225ZM238 47V46H237ZM54 47L52 46V48L51 47H49V45H45L44 46V49L41 51V54L38 56V57H36V61L38 62V63H40L42 66H43V69L46 67L45 66V59H44V56H43V52L46 50V51H51L50 49H53ZM133 48H135V49H133V50H135L136 51V45H133ZM61 50H66L67 52H69V51H71V50H69L68 48H67V45H65L63 48H60ZM114 51H113V54L111 55H109V57H112V56H118L119 57V60L120 61H127V60H129V59H139V58H141L142 56H144L145 54H146V52L145 53H143V55L142 56H140L141 54H137V51L135 52V51H129V50H127V49H123V48H121V45H119L118 47H117V44H116V47L114 46V49H113ZM226 50H228V47L226 48ZM54 51V50H53ZM221 51V58H223L224 59V54H222V51H223V48L220 50ZM237 51V50H236ZM241 50H239L238 52H240ZM153 52V51H152ZM232 52V49L230 50L229 49V51L227 52V56H229L230 55V53ZM17 53H18V56H19V54L21 55V52L18 50L17 51ZM54 53V52H53ZM133 53H136L135 55L133 54ZM142 53V52H141ZM47 54V53H46ZM46 54H45V56H46ZM68 54V53H67ZM88 55V54H87ZM168 55V54H167ZM134 56H135V58H134ZM206 56V55H205ZM226 56V57H227ZM236 56V54H234V55H232V58L233 57H235ZM258 56V55H257ZM63 57H64V55H63ZM95 57V56H94ZM156 57V56H155ZM154 57V59H156V60H159V62H157V64L158 63H163L164 62V60H162L160 57L157 59V58H155ZM259 57V56H258ZM100 58V56L98 57V59ZM72 59V58H71ZM101 59V58H100ZM92 60V59H91ZM156 60H155V62H156ZM201 59H199V61H200ZM258 60V59H257ZM99 61V60H98ZM166 61H167V59H166ZM249 61V63H250V65H255L254 63H253V61H251V60H248ZM168 62V61H167ZM197 62V61H196ZM201 62V61H200ZM81 63H84V65H88V66H91V64H88V62L87 61H85V62H81ZM81 63L79 62V64L81 65ZM90 63V62H89ZM224 63V62H223ZM247 63V62H246ZM197 64V63H196ZM263 65L264 66V64H262V63H260V61L258 60V65ZM184 65V64H183ZM186 65V64H185ZM257 65V64H256ZM257 65V66H258ZM93 66V65H92ZM94 67V66H93ZM179 67H181V66H179ZM183 67V66H182ZM197 67V66H196ZM259 67V66H258ZM261 68V67H260ZM263 68V67H262ZM47 69V71L46 70H44L43 72H40V73H42V75H44L45 73H47V74H53V73H55V76H54V78L53 79H55L56 77H59V81H60V83L63 81L62 79H61V76L59 75L60 73V71L58 70V69H53L52 71H51V69H49V67H47L46 68ZM28 70H30L29 68H28ZM262 70V69H261ZM59 71V72H58ZM19 72V71H18ZM34 72H35V70H34ZM83 72V71H82ZM81 72V73H82ZM93 72H94V70H93ZM30 73H31V70H30ZM37 73V72H36ZM65 75H66V73H64ZM54 75V74H53ZM6 76V75H5ZM42 77V76H41ZM53 77V76H52ZM233 77H234V75H233ZM239 77V76H238ZM64 79H67V78H64ZM107 79V78H106ZM134 79H137V78H134ZM34 80V79H33ZM170 80V79H169ZM174 81H175V79H174ZM31 82V85H32V87H33V89L35 88V86H36V84H37V82H35V80L32 82V81H30ZM43 82H45L44 80H43ZM69 82V81H68ZM67 82V83H68ZM117 82L118 83H115V86H117L118 88H122V87H129V88H134V89H137L138 87L136 86V83L138 82L137 80H135V81H133V82H131V81H128L127 82V84H125V82L123 81V79L122 80H117ZM120 82H124V85L123 86H121L120 85V87H119V83ZM153 82H159L158 81V79L156 78V79H154L153 80ZM238 82V81H237ZM240 82V81H239ZM182 83V82H181ZM198 83V82H197ZM185 84V83H184ZM183 84V85H184ZM44 85H46L47 86V84H46V82H45V84ZM72 85L74 86V84L72 83ZM39 86H40V89H41V91H43L44 89H45V87H41V84H39ZM144 86H146V84H144ZM48 87V86H47ZM46 87V88H47ZM186 89H188V85H186V86H184ZM187 91V90H186ZM56 92V91H55ZM59 92H61L60 90H59ZM58 92V93H59ZM7 95V94H6ZM107 95H108V93H107ZM106 95V96H107ZM13 96H15V94L13 95ZM54 96H55V93H54ZM54 96H53V100H54ZM105 96V97H106ZM58 97V96H57ZM101 97V96H100ZM14 98V97H13ZM59 98V97H58ZM107 98V97H106ZM20 98H17V101L19 100ZM243 99V98H242ZM78 100V99H77ZM203 101V100H202ZM80 102V113H82V108H83V105H86V107H88L89 108V101H88V99L86 100V101H79ZM100 102H101V99H100ZM126 102V101H125ZM185 102V101H184ZM23 103H27V102H23ZM57 103V102H56ZM162 103V102H161ZM1 105L2 104H4V103H0ZM88 104V105H87ZM95 105H96V110L94 111H90L91 112V114H95L97 117L100 115V113H101V109H100V103H97V101L94 103ZM184 104H186V103H184ZM18 106V105H17ZM26 106V105H25ZM113 106V105H112ZM133 106H134V104H133ZM254 106V105H253ZM73 107H74V104L72 105V106H70L67 110L66 109H64L63 108V105H61L60 103L59 104H57V105H55L52 109L49 107V110L48 111H50V113H51V118H49V120H47V121H40V131H35L36 133H38L36 136H37V138H36V136H34L35 137V140H34V143H33V146L31 147V155H32V150H33V147L35 146V145H37V144H42V140H48V138L50 137V135H54L55 136V141L56 140H61V139H63V138H65V137H63V131L64 130H70V128L72 129H75V131H77V137L78 138H82V136H85V134H83V132H84V130L81 128L82 126H83V128L84 129H86V130H89V131H92L93 132V134H95V132H96V129H94V128H92V127H89V126H87V125H85L84 124V121H88V125H90V126H94L95 124H101V123H98V121L97 120H94L93 119V117H94V115L92 116V117H90V118H86L85 116H83L82 117V119H83V121H79V123H75V122H72V121H69L68 123H66V122H64L65 121V119H67V117L68 116H72L73 115ZM18 108H19V106H18ZM79 108V107H78ZM259 108V107H258ZM142 109V108H141ZM168 109V108H167ZM24 110H25V108H24ZM22 111V110H21ZM20 111V112H21ZM23 112V111H22ZM104 112V111H103ZM257 112V111H256ZM23 113H25V112H23ZM41 114H45L46 112H43V111H41L40 112ZM96 113H98V114H96ZM184 113H185V111H184ZM131 114V113H130ZM144 114V113H143ZM187 114V113H186ZM193 114V113H192ZM258 114V113H257ZM261 114V113H260ZM260 114H259V116H260ZM152 115V114H151ZM188 115H189V113H188ZM31 116V115H30ZM33 116V115H32ZM185 115L183 114V117H184ZM258 116V115H257ZM22 117L23 118H25V120L24 119H19V122H17V121H14V120H12V119H10V118H8V116H7V114L6 115H2V117L0 118V136L2 137V138H9V139H13V138H16V139H18V137H17V132H18V129L21 127V126H23L26 122H28L29 124H31L33 121H31L29 118L28 119H26V117H28L27 115L26 116H24V115H22ZM134 117V116H133ZM145 116H142V118H144ZM170 117V116H169ZM172 117V116H171ZM178 117V116H177ZM188 117V116H187ZM190 118H191V116H189ZM159 118H164V116H160ZM180 118H182V115L180 116ZM185 118V117H184ZM51 119H52V122H51ZM97 119V118H96ZM149 119V118H148ZM151 120V119H150ZM162 120V119H161ZM171 120V119H170ZM169 120V121H170ZM183 120V119H182ZM181 120V121H182ZM243 120V119H242ZM174 121V120H173ZM177 121H178V118H177ZM43 122V123H42ZM48 122H50V126L51 127H49L47 130H43V129H45L46 128V125L48 124ZM127 122V121H126ZM147 122H148V120H147ZM149 122H151V121H149ZM176 122V121H175ZM39 124V123H38ZM70 124H71V126H70ZM172 124V123H171ZM196 124V123H195ZM44 125H45V128H44ZM178 125V123L176 124V126ZM185 125H187V126H189V127H192V126H194L195 127V125L193 124V122H191L190 120H188L187 121V123L185 122V121H182V123H180V126H185ZM139 126V125H138ZM164 126V125H163ZM169 126V125H168ZM179 126V127H180ZM123 127V126H122ZM229 127V126H228ZM119 129H121V127H118ZM124 128V127H123ZM172 128H173V126H172ZM185 129V128H184ZM189 129H194V128H189ZM124 130V129H123ZM228 130H229V128H228ZM51 133V134H49V135H47L49 132ZM135 132V131H134ZM126 133V132H125ZM124 133V134H125ZM21 134L23 135V134H25L24 132H22L21 131ZM87 134V133H86ZM115 134V133H114ZM43 135H46V137H45V139H44V137H43ZM130 135V134H129ZM136 136H137V134H135ZM147 136V135H146ZM0 137V138H1ZM127 137V136H126ZM187 137V136H186ZM196 136H194V137H192V138H190V139H194ZM1 138V139H2ZM28 138L29 137H26L25 139L23 138L21 141H23V142H27V140H28ZM47 138V139H46ZM129 138V137H128ZM128 138L127 139H125L124 140V142L125 141H128ZM256 139V141H257V138H255ZM235 140V139H234ZM239 139H237V141H238ZM75 141V140H74ZM188 141V140H187ZM123 142V141H122ZM129 142V141H128ZM131 142V141H130ZM234 142V141H233ZM228 143V142H227ZM69 144H74V143H69ZM21 145V143H20V141L19 142H17L16 141V143L14 144V146L15 147H17V151H18V147H19V149L21 150V153H20V155H18L17 153H14V151H16V150H14V151H11V149L12 148H10V146H8L5 142L3 143V144H0V170L2 169V167H3V165H5V163L7 162V161H9L13 156H14V154H15V156L16 157H20V156H23V157H20L19 158V160H18V162L20 163V164H18V165H13L12 164V166L13 167H17V168H19V167H21L25 162H27V160H28V156H24L25 154H24V150H25V148H26V146L25 145H22V146H20ZM183 145V144H182ZM130 146V145H129ZM186 146V145H185ZM97 148H98V150H101V151H104V147L98 142V145H97ZM184 149V148H183ZM264 149V148H263ZM192 150V149H191ZM204 150H205V148H204ZM127 151V150H126ZM187 151V150H186ZM259 152H260V150H259ZM184 153V152H183ZM27 154H28V152H27ZM30 154V153H29ZM185 154H183V156H184ZM81 156V159H83V162L85 163L86 162V160H84V158H82V155H75V160H78L77 158L78 157H80ZM205 156V155H204ZM258 156V155H257ZM77 157V158H76ZM186 157V156H185ZM258 157H261V159H264V154L263 155H261V156H258ZM45 158V157H44ZM73 158V159H74ZM105 158H108L109 160H111V158H109V157H105ZM115 159V160H118L119 158H117V157H112V159ZM202 158V157H201ZM43 159V158H42ZM137 159V158H136ZM33 160H37V159H33ZM115 160H113V161H115ZM119 160H121V159H119ZM134 160V159H133ZM187 160H188V158H187ZM260 160V159H259ZM43 162V161H42ZM42 162H39L38 161V163H41L42 164ZM134 162V161H133ZM257 162V160H254L253 161V163L251 164V167H256V163ZM36 163H37V161H36ZM128 163H132V162H127V164ZM135 163V162H134ZM134 163H132V165L135 167H139L140 165H137V163L136 164H134ZM80 164V163H79ZM55 165H57V164H53V165H51L48 169H44L43 167H41V171H40V173H38L37 175H39V176H41V178L38 180L35 176H28V177H26L25 178V180L24 181H22V183H26V182H28V180H31V179H33V178H36V180H37V183H41V185H40V187H41V189L42 188H44V187H47L48 185H50V184H48V183H54L55 182V184L57 183L58 184V186H57V189L58 188H60V189H62L63 187H64V184L62 183V181L61 180H63V177H62V175H63V173H62V169L61 168H59L58 166L56 167V168H54L55 167ZM89 165V164H88ZM108 165V163L106 164L105 163V165H104V167H106ZM118 165V164H117ZM132 165H130L131 166V168L133 167ZM160 165H162L161 167H164V168H161V170H160V175L161 176H159L157 179H156V183L154 182V185H150V186H148L147 185V187H149L150 189H157V190H160L161 188H162V192H165V193H167V192H170V190H171V188H172V185L174 184V183H177V182H180L181 181V174H180V176H175V177H173V176H171L170 175V172H171V169L170 168H167V167H165V164H160ZM221 165V164H220ZM230 165V164H229ZM36 166V165H35ZM35 166H32L33 167V169L35 168ZM118 166H120V168H118V167H116L115 169H114V171H112L111 173L112 174H110L108 177H104V176H102L101 178L100 177H98V176H96V178H95V180H93V177H91V179H90V186H88V188H87V191H89V190H91V189H89V187H93V188H95L97 191H99L100 190V192H102V191H107L108 193L107 194H105V196H107L109 193L111 194V197L110 198H108L107 199V201H108V203L110 204V205H112V202H113V200H117L119 203V208H123L124 209V205H125V202H127L128 204H129V198L128 197H133V198H135L136 199V201H138V197H136V196H133L132 195V193H133V191H135L136 192V190H135V188L137 187H135V185L137 184V182H138V177L140 176V174H139V172L138 171H140V172H143V170H146V169H139L138 171L137 170H134L135 168H133V170H134V172L132 173V170H130V168L128 167V165H123L122 166V164H120V165H118ZM222 166H225V168H227V165H222ZM232 166H233V164H232ZM249 166V165H248ZM257 166H258V164H257ZM101 167V166H100ZM206 167V166H205ZM250 167V166H249ZM7 168V167H6ZM58 168L59 169H61V174L60 175H56V172L58 171ZM78 168L79 169H81V170H84V168L80 165H78ZM136 168V169H137ZM222 168V167H221ZM221 168L219 169V171L221 170ZM90 169V168H89ZM123 169H126L125 170V172H122V175L121 176H123L124 174L127 176L128 174L127 173H129V178H126V176H124V178H123V180H125V182H123V184H116V186L114 187V186H111V189L109 188V186H108V183H109V181H115L116 182V180H118V178H119V176H120V174H121V171L123 170ZM204 169V168H203ZM215 169V168H214ZM222 169H224V167L222 168ZM253 169V168H252ZM157 169H155V171H156ZM206 170H208V169H206ZM204 171V170H203ZM218 171V172H219ZM0 173H1V171H0ZM6 174H8V172L7 171H5V175L0 179V181L2 182V183H4L6 180H8V179H10L11 178V174H12V172H11V174H8L9 175V177L7 178L6 176ZM139 175V176H138ZM64 176V175H63ZM153 176H154V173H153ZM153 176H146V179H144L146 182H149L148 180L150 179V178H152ZM4 177H6V178H4ZM100 178V179H99ZM141 178V177H140ZM32 181V180H31ZM82 183V182H81ZM112 183V182H111ZM110 183V184H111ZM151 182H149V183H147V184H150ZM114 184V183H113ZM5 185H7V184H5ZM81 185V184H80ZM79 185V186H80ZM37 186V185H36ZM35 185L34 186H32L33 188L34 187H36ZM118 186H123L124 187V191L122 192V193H120L119 195H117V187ZM66 188V187H65ZM141 188H145V187H143V186H141ZM137 189H138V187H137ZM198 189H200V192H201V187L200 188H198ZM83 190V189H82ZM197 190V189H196ZM10 191V190H9ZM86 191V192H87ZM186 192H189V191H185V193ZM252 192V191H251ZM203 193V190H202V192H201V194ZM200 194V195H201ZM252 194V193H251ZM250 193H249V196L251 195ZM264 194V193H263ZM185 195V194H184ZM184 195H182L181 197H179V199H181L183 202L184 201H186L185 200V198H187L186 196H184ZM189 195H191V193L189 194ZM254 195V194H253ZM77 196H81V195H77ZM103 196V195H102ZM105 196H103V197H105ZM253 197V196H252ZM245 198H248V196H246V197H244V200H245ZM254 198H257L258 199V201H260L261 202V200H262V202H264V197L263 196H260L259 194H258V196H256V197H254ZM57 199H59V198H57ZM98 199H101V196L98 198ZM187 199H189V198H187ZM131 200V199H130ZM192 200V199H191ZM132 201H134V200H132ZM56 202H57V200H56V197H55V204H56ZM139 202V201H138ZM180 202V201H179ZM191 202V201H190ZM38 204L41 206V208H39V209H41V210H37L36 212H34V213H32V214H30V217H29V215H27L29 212H26L25 210H21V211H24L23 212V214L24 215H21V212H20V218L19 219H17V221H20V219H24L25 221H26V223H25V227H27V226H30V224H32L31 225V228H33V226H35V223H36V220L37 219H39V221H40V223H42V221L40 220V218L42 217H44V219H45V221L47 220V222L49 223H51L53 220H54V218L57 216V215H59V217H60V215H62L63 217L65 216L64 214H61V213H59L58 212V209L56 208V207H54V208H51V209H49L47 206H42L41 205V202H38ZM71 205V204H70ZM31 207H35L34 205H33V203H32V205H31ZM141 207H142V205H141ZM24 208L28 211V210H30V204H29V206L26 204V202H25V205H24ZM36 208V207H35ZM119 208H118V205H117V207L115 208V212L117 211V209L119 210ZM136 208V207H135ZM38 209V208H37ZM138 209V208H137ZM61 211V210H60ZM77 211L78 212H82L83 213V216H84V218L86 219V220H88L89 222H93V223H95L96 222V216L94 215V214H92L90 211H88L87 210V208L85 207V206H82L81 204H79L78 203V200H77ZM111 210H109V212H110ZM127 211H128V208H127ZM255 212V211H254ZM27 213V214H26ZM110 214V213H109ZM250 214V213H249ZM140 215V214H139ZM98 216H103L102 214H99L98 213ZM105 217V216H104ZM12 218V217H11ZM34 218L36 219V220H34ZM139 218V217H138ZM121 219H123V218H121ZM16 220L14 221L15 222V225L17 226V224H16V222H17ZM44 221V222H45ZM194 222H198V220L194 217V220H193ZM43 222V223H44ZM148 222L150 223V224H152V222L150 221V217H149V220H148ZM47 223V224H48ZM65 223V220H63V222H62V224H61V226L63 225ZM199 223V222H198ZM44 224H46V222L44 223ZM24 225V224H23ZM43 226V227H42ZM41 227H42V229H43V231H42V234L48 229V225H42ZM60 226V227H61ZM136 226H138V225H136ZM9 227H13V226H9ZM9 227L7 228V230H5V232H3V233H1L0 234V240H3V241H11V233H9L8 232V229H9ZM20 227H22V226H20ZM60 227H58V228H60ZM141 227L142 226H140L139 228L141 229ZM150 227V226H149ZM160 226H158L157 228H159ZM15 228V227H14ZM24 228V227H23ZM144 227H142V229H143ZM140 229H138V231L140 230ZM147 229V228H146ZM12 230H13V228H12ZM85 230V229H84ZM148 230V229H147ZM53 231V230H52ZM55 231V230H54ZM58 231V230H57ZM57 231H55L54 233H53V237H52V239H51V243L53 242V243H60L61 245H63V247H61V250L60 249H54V251H53V255H52V252H51V255L49 254H47V255H45V256H43V255H41V254H34L32 257H31V260H32V262H31V264H102V262L104 261V260H106V259H109L108 257H100L99 259H93V258H91V257H85V258H82V253H83V250L86 248V247H89V245H88V243H87V241H88V237H89V235L88 234H83V232L80 234V237L79 238H77L76 237V239H75V237H72V236H70V238L68 239V238H63L62 237V234H63V232L64 231H61V232H58V233H56ZM70 231V230H69ZM82 231V230H81ZM91 231V230H90ZM89 231V232H90ZM142 231V230H141ZM158 231H160V230H158ZM172 231V230H171ZM88 232V231H87ZM72 233V235H75L74 233V231H72L71 232ZM151 233H152V231H151ZM150 233V234H151ZM172 233H173V231H172ZM235 233H236V235L235 236H239V238H233L234 240L233 241H231V243H237L235 246H234V251H233V248L232 249H229V250H226L224 253H225V255L226 256H233V257H235V259L236 258H240L241 257V253L242 252H240V250H243V249H246L250 244H252V243H254V234L253 233H251V232H245L244 234L243 233H241V232H238V231H235ZM35 234V233H34ZM42 234H40V235H42ZM160 233H157V236L159 235ZM174 234V233H173ZM221 234V233H220ZM37 235H39V234H37ZM175 235V234H174ZM222 235V234H221ZM153 236L154 237H156V235L155 234H153ZM224 236V235H223ZM222 236V237H223ZM27 237V236H26ZM159 237V236H158ZM261 237V236H260ZM259 237V238H260ZM24 238L25 237H22V239H20L19 241H18V244H19V242H21L22 240H24ZM157 239V238H156ZM196 239V238H195ZM205 239H208V237L207 238H205ZM32 240V235L28 238V240H25L24 241V243H21L22 244V248L20 249L19 248V256H15V260H16V262H17V264H26V263H24L23 262V260L21 259V256H20V253L22 254V249H25V245H28L29 244V242ZM65 240H66V242H67V244H65ZM72 240H75V241H73L72 243H71V241ZM173 240V239H172ZM260 241V240H259ZM198 242H201V240L200 239H198L197 240V243ZM242 243H243V245H242ZM3 244L4 243H0V251H4V256H7V258L9 257V256H12V254H11V251L9 252V251H7V250H5V248H3ZM6 244H9L10 245V247H9V249L10 250H12V248H11V243L9 242V243H6ZM6 244H4V245H6ZM72 244V245H71ZM225 245V248L228 246L227 244H225V243H223L222 242V246H218L217 247V249L218 250H223L224 249V245ZM68 245H70V246H68ZM179 245V244H178ZM180 245H182V244H180ZM233 245V244H232ZM7 246V245H6ZM53 247V246H52ZM230 247V246H229ZM228 247V248H229ZM8 248V247H7ZM69 248H72V250H73V254L70 256V252L67 254V252L68 251H70L69 250ZM147 248H149V247H147ZM254 248V247H253ZM47 249V248H46ZM167 249V248H166ZM264 250V246L260 243V244H258L257 246H255V250ZM47 250H50L49 248L47 249ZM68 250V251H67ZM202 250H204L202 247H200V252H202V253H204L205 254V257L203 258V259H199L198 260V262L200 263V262H203V261H207L205 264H217V263H212L211 262V257L210 256H208L207 255V253H205V252H203ZM225 250V249H224ZM237 250H239V251H237ZM249 250V249H248ZM254 250V249H253ZM250 251H251V249H250ZM186 252V251H185ZM244 252V251H243ZM144 253V252H143ZM199 253V252H198ZM223 253V254H224ZM247 253V252H246ZM171 254V253H170ZM175 255V254H174ZM182 255V254H181ZM170 256V255H169ZM220 256V255H219ZM152 256H150L149 254H143L141 257H139L140 259H141V261L143 262V264H149L148 262H150L151 263V260H154V259H152L151 258ZM180 257V256H179ZM221 257H222V255H221ZM232 257V258H233ZM6 258V259H7ZM151 258V259H150ZM201 258H202V256H201ZM223 258V257H222ZM176 259H178V257L176 256ZM185 259V258H184ZM227 259V258H226ZM229 259V258H228ZM231 259V258H230ZM31 260H29V261H31ZM224 261V260H223ZM226 261V260H225ZM168 262H170V263H168ZM166 261V260H164V259H160V260H156V261H154L153 262V264H174V262H171V260H169V261ZM227 262V261H226ZM226 262H224L225 264H228V263H226ZM231 262V261H230ZM219 263V262H218ZM5 264H13V261L12 260H10L9 258H8V260L5 262ZM183 264H190V261H185V262H183ZM231 264V263H230Z\"/></svg>","mask_w":264,"mask_h":264}]
</instances>
